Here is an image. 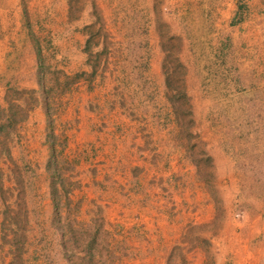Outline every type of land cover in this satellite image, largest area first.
Instances as JSON below:
<instances>
[{"label": "rangeland", "instance_id": "rangeland-1", "mask_svg": "<svg viewBox=\"0 0 264 264\" xmlns=\"http://www.w3.org/2000/svg\"><path fill=\"white\" fill-rule=\"evenodd\" d=\"M252 1L0 0V264H264Z\"/></svg>", "mask_w": 264, "mask_h": 264}, {"label": "crops", "instance_id": "crops-1", "mask_svg": "<svg viewBox=\"0 0 264 264\" xmlns=\"http://www.w3.org/2000/svg\"><path fill=\"white\" fill-rule=\"evenodd\" d=\"M259 7H264V0H253L252 1V10L253 11H255L254 13H253V15L257 18V17H260V15H258L256 12H257V8H259ZM228 228V226L227 227H225V231H231V234H233V230H232V227H231V230L230 229H227ZM162 229H163V227H162ZM205 230H207V231H204V233H209L210 231H209V229L208 228H205ZM163 231H165L166 232V230L165 229H163ZM178 229L177 228H172V229H170V230H167V233H169V234H171L172 232H173V238L174 237H178L177 236V233H178ZM237 243V244H236ZM236 245V247H235V245ZM239 243H238V241H228V242H224L221 246H223V247H225V253H227L228 251H233L234 252V254H235V252L239 255L240 254V262L239 263H241V264H244L243 263V258L245 257V256H248V255H251V252H250V247L249 246H247V245H244V244H242V245H238ZM259 245L256 247V250H257V252L258 253H256L255 255H256V257H254L253 256V260H252V262L254 261V260H256L257 262H259L260 261V253H263V251H264V243H262V241H260L259 243H258ZM162 246H164V247H166V246H168V244L166 243H162ZM249 263V262H248ZM248 263H246V264H248Z\"/></svg>", "mask_w": 264, "mask_h": 264}]
</instances>
